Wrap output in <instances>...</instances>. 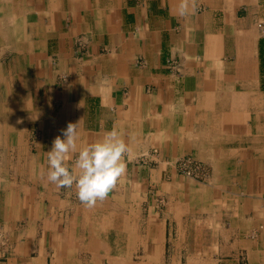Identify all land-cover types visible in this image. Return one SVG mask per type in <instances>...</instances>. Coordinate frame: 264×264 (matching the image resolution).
Masks as SVG:
<instances>
[{
	"label": "crops",
	"instance_id": "crops-1",
	"mask_svg": "<svg viewBox=\"0 0 264 264\" xmlns=\"http://www.w3.org/2000/svg\"><path fill=\"white\" fill-rule=\"evenodd\" d=\"M179 3L0 0V232L10 244L0 264H58L76 243L106 242L94 226L111 201L141 214L136 241L151 264H264V0H196L186 16ZM69 123L81 147L116 129L130 149L92 208L47 179V152ZM186 154L209 165L207 182L176 169ZM101 248L92 257L105 258Z\"/></svg>",
	"mask_w": 264,
	"mask_h": 264
},
{
	"label": "clouds",
	"instance_id": "clouds-1",
	"mask_svg": "<svg viewBox=\"0 0 264 264\" xmlns=\"http://www.w3.org/2000/svg\"><path fill=\"white\" fill-rule=\"evenodd\" d=\"M196 11V0H180L178 14L186 16ZM78 124L69 123L62 130L63 139L57 136L47 152L49 165L47 179L58 189L73 186L79 201L87 208L102 202L116 187L126 172L125 156L130 152L122 135L113 129L103 138L79 146ZM74 163L69 166V162Z\"/></svg>",
	"mask_w": 264,
	"mask_h": 264
},
{
	"label": "rangeland",
	"instance_id": "rangeland-1",
	"mask_svg": "<svg viewBox=\"0 0 264 264\" xmlns=\"http://www.w3.org/2000/svg\"><path fill=\"white\" fill-rule=\"evenodd\" d=\"M4 71L3 67L0 66V77H4ZM11 85V90L14 91L15 87L13 86V83ZM2 87V88H1ZM2 89V90H1ZM3 84L0 83V97L3 94ZM2 99L0 98V102ZM15 101V100H14ZM16 103V102H15ZM2 117L0 115V121ZM18 121V120H17ZM24 123V120L20 121V123ZM31 136L28 138V144L33 146V140L36 139V131H33L30 133ZM30 142V143H29ZM155 149V148H154ZM153 150V149H152ZM157 152V149H156ZM156 152H149L148 153H156ZM187 155V154H186ZM149 156V155H148ZM148 156L146 158H143L144 161L148 160ZM204 166L206 167L209 175L206 180H198L194 179L200 182H207L210 177V167L207 163L204 162ZM186 176V175H185ZM163 198V199H162ZM76 205H83L79 201L78 198H75ZM107 202V200H106ZM111 205L112 207L109 208ZM166 205V198L163 196H157L156 205L154 206L157 209H162ZM117 207H123L115 210ZM101 210H96V217H106V221L103 222L102 225L94 226V229L96 230L97 235H101L102 238L106 241L101 244H98L96 242L91 243H76L77 249L74 252V257L61 260L58 259V264H151V261L146 257V251L147 248L145 246V243L141 241H136L139 237L141 238V234L143 232L142 230V221L139 219V216L141 215L137 211H124V206H121L118 203H115L114 201H111L110 203L107 202L104 206H102ZM79 211L75 212V236L82 235L83 233L86 234L84 224L89 225L85 221L86 213L89 212L87 209L84 211V213L81 214ZM114 213L113 218L110 217V213ZM85 214V215H84ZM67 222V221H66ZM70 222H67L69 224ZM105 223V224H104ZM104 225V226H103ZM262 227V226H261ZM138 236V237H137ZM114 240H117L114 242ZM135 240V241H134ZM193 247V244H189ZM101 252L105 258L96 259L92 257L95 252L98 250L99 247H102ZM175 244H173L171 241L166 242L165 244V254H166V260L165 262H168L169 259L167 258V255H169V252H173V247ZM199 247V246H196ZM61 254H63V250H65V247L61 248ZM84 252L86 253V256H84ZM90 255L91 257H89ZM85 257V258H84ZM162 261V260H161ZM182 261H185L184 258H182ZM174 262V260H172Z\"/></svg>",
	"mask_w": 264,
	"mask_h": 264
},
{
	"label": "built area",
	"instance_id": "built-area-1",
	"mask_svg": "<svg viewBox=\"0 0 264 264\" xmlns=\"http://www.w3.org/2000/svg\"><path fill=\"white\" fill-rule=\"evenodd\" d=\"M262 30H264V28H262ZM152 152H156V149H153ZM148 155V151H145L140 154L139 157H141V159L143 160V158H146ZM175 167L183 175L198 180H206L209 175L206 167L204 166V162L198 159L193 154H187L179 157L175 162ZM9 252L10 244L5 235L0 232V259L6 258Z\"/></svg>",
	"mask_w": 264,
	"mask_h": 264
},
{
	"label": "bare ground",
	"instance_id": "bare-ground-1",
	"mask_svg": "<svg viewBox=\"0 0 264 264\" xmlns=\"http://www.w3.org/2000/svg\"><path fill=\"white\" fill-rule=\"evenodd\" d=\"M21 79V78H20ZM1 80V79H0ZM8 81V80H7ZM0 83H1V81H0ZM2 88V87H1ZM2 90V89H1ZM2 109H3V105H1L0 104V112L2 111Z\"/></svg>",
	"mask_w": 264,
	"mask_h": 264
}]
</instances>
